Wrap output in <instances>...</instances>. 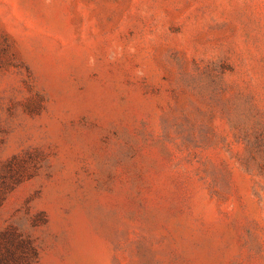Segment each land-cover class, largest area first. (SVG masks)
I'll return each mask as SVG.
<instances>
[{"label":"rangeland","instance_id":"rangeland-1","mask_svg":"<svg viewBox=\"0 0 264 264\" xmlns=\"http://www.w3.org/2000/svg\"><path fill=\"white\" fill-rule=\"evenodd\" d=\"M0 264H264V0H0Z\"/></svg>","mask_w":264,"mask_h":264}]
</instances>
